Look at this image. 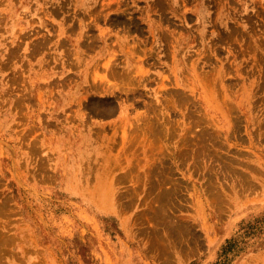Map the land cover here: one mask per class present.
<instances>
[{
	"label": "rangeland",
	"instance_id": "374dc122",
	"mask_svg": "<svg viewBox=\"0 0 264 264\" xmlns=\"http://www.w3.org/2000/svg\"><path fill=\"white\" fill-rule=\"evenodd\" d=\"M0 264H264V0H0Z\"/></svg>",
	"mask_w": 264,
	"mask_h": 264
}]
</instances>
